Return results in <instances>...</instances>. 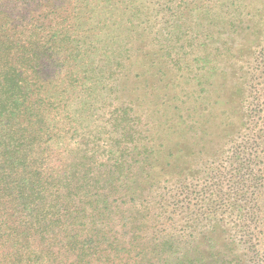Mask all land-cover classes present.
Returning <instances> with one entry per match:
<instances>
[{"label":"trees","instance_id":"1","mask_svg":"<svg viewBox=\"0 0 264 264\" xmlns=\"http://www.w3.org/2000/svg\"><path fill=\"white\" fill-rule=\"evenodd\" d=\"M165 1L0 0V264L171 263L163 256L174 243L169 229L194 201L186 180H173L185 155L171 141L174 126L187 125L189 96L176 89L191 73L185 66L172 78L162 60L170 59L168 51L132 45L154 33L158 22L150 12L186 33L191 26L177 24L185 14H204L213 23L216 11L211 0ZM252 34L251 149H243L236 168L194 186L197 214L189 220L204 228L218 218L222 227L209 228L229 230L234 241L249 245L251 258L243 254L227 264H264V16ZM109 44L122 48L112 54V69L111 58L98 65L91 55H106ZM211 57L205 52L197 61L210 65ZM106 74L117 77V85H107L108 97L96 93ZM113 95L115 103L94 119L92 105L104 107ZM148 97L159 103L142 110L137 102ZM150 115L163 127L153 140L141 136ZM73 155L69 170L54 167ZM137 190L148 191L139 204ZM197 257L174 264L217 261Z\"/></svg>","mask_w":264,"mask_h":264},{"label":"rangeland","instance_id":"2","mask_svg":"<svg viewBox=\"0 0 264 264\" xmlns=\"http://www.w3.org/2000/svg\"><path fill=\"white\" fill-rule=\"evenodd\" d=\"M211 2L209 3L211 7L214 4L212 10L216 11L211 17L213 23L204 14L197 17L193 13L190 17L187 13L177 23L191 26L188 28L189 32L186 33L185 29L180 32L171 30L170 27L175 22L173 24L165 23L167 18L164 14L159 18L154 16L155 12H150L153 16L150 21L158 22L157 24L152 23L154 33L147 40L136 35L137 38L132 45L134 50L142 47L145 50H154L161 55L168 51L170 59L163 56L162 60L174 71L171 74L172 78L179 77L178 68L182 69L185 66H189L191 73L189 78L185 77L189 79V82H185V79L181 77L182 84L176 89L177 95L183 96V98L184 95L185 98L189 96V99L186 98V106L183 107L186 108L185 111L190 110V113L186 114L187 125L174 126L175 131H173L171 141L174 147L179 144L177 147L179 155H185L178 161L173 180L178 182L185 179V191L187 193L188 189V193L194 201L189 207L190 210L184 214L177 213L174 217V224L169 229L174 235V243L170 250L165 247L160 248H165L166 253L163 256L167 257L166 260L170 261V264H174L177 258L187 256L199 258L197 256L202 255L210 262V257L214 255L217 259L216 264H227V261L241 259L243 254H246L247 258L252 257L249 254V245H242L234 241L231 238V231L223 232L218 228H209L210 225L222 227L223 222H216L218 218L215 219L212 216L209 223H205L206 227L203 222L204 228H200L198 223H194L193 220L189 221L197 214L196 208L194 209L193 206L199 187L202 184L205 185L207 177L218 178L219 174H226L238 166L237 162H239L243 149L246 148L247 151L251 149L252 133L250 130L254 126L247 122V112L256 103L249 94L250 69L253 67L250 49L255 46L253 43L255 37L252 34L253 24L264 16V0H211ZM202 4L204 3L202 2ZM205 4L208 5V3ZM183 18L187 21L184 22ZM246 28L247 30H244ZM207 36L211 38H207ZM247 42L250 44L248 45ZM203 43L205 46H202ZM244 45L246 47L242 49ZM107 48L108 51L103 49L106 55L103 51H94L91 55L95 64L98 65L111 58L109 68L112 69L116 64L113 56L118 55L122 48L111 46V44ZM205 52L212 54L210 65L197 61L198 57ZM112 54L114 55L112 56ZM178 60L180 61L178 62ZM206 65L210 69L206 71V74L202 73V76L197 77L203 72ZM131 77L134 78V73L131 74ZM104 78L102 87L96 93L108 97L111 93L107 85H117L115 81L117 77L111 80L106 74ZM200 84L202 85L200 86ZM144 86L147 85L143 84L140 87ZM113 97L115 95L111 99H107L104 107L101 106L100 101L92 105L93 113H95L94 119H99L106 113L110 108L109 103H115ZM157 98L141 99L137 104L142 107V110H145L159 103L160 99ZM197 98H201V100L197 101ZM180 114L182 115L181 112H175L174 116L179 117ZM146 119L150 125L142 129L141 136L152 140V137L157 139L163 131V127L157 125L159 123L158 116L150 115ZM73 160L74 155L66 156L58 163H54V167L60 170H69ZM196 184H199V187L194 188ZM147 194L148 191L137 190L134 195L136 204H139ZM180 198L183 196L180 195ZM186 222H188L187 225ZM181 236L187 240H182Z\"/></svg>","mask_w":264,"mask_h":264}]
</instances>
